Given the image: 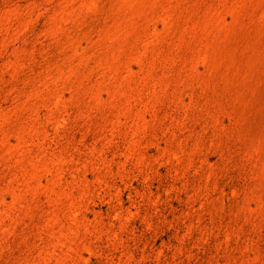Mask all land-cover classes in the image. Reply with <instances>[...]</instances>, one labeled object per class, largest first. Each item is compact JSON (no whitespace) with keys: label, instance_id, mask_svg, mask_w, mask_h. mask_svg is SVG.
<instances>
[{"label":"rangeland","instance_id":"obj_1","mask_svg":"<svg viewBox=\"0 0 264 264\" xmlns=\"http://www.w3.org/2000/svg\"><path fill=\"white\" fill-rule=\"evenodd\" d=\"M0 264H264V0H0Z\"/></svg>","mask_w":264,"mask_h":264}]
</instances>
